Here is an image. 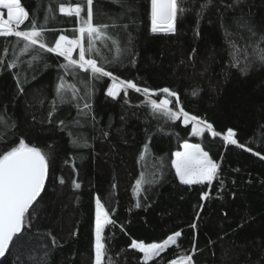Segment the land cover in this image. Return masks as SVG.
<instances>
[{
    "label": "trees",
    "instance_id": "1",
    "mask_svg": "<svg viewBox=\"0 0 264 264\" xmlns=\"http://www.w3.org/2000/svg\"><path fill=\"white\" fill-rule=\"evenodd\" d=\"M61 2L69 6L83 0H22L40 23L49 16L46 38L52 45L60 34L78 37L75 16L58 11ZM126 3L131 11L110 0H95L94 22L111 23V17L126 24L127 32L114 34L122 46L131 38V55L117 58L110 42L97 41L101 55L92 58L120 79L149 88L155 93L151 97L131 89L112 100L106 95L109 78L91 80L90 74L77 69L79 79H73L60 67L66 61L53 53L42 52L44 59L29 66L31 55L19 54L23 42L0 37V57L5 61L0 65V151L5 150V136L10 142L24 138L51 158L46 189L26 221L29 244L24 255L18 259L12 248L0 264H93L97 196L115 221L106 229L105 264H143L141 254L129 247L132 240L160 243L176 231L182 232L178 244L148 264H168L190 252L193 244L198 250L195 264H264V62L258 54L264 49V0H183L186 12L178 18L175 34L152 33L151 0ZM230 43L242 52L248 49L247 58L241 55L236 67L230 62ZM14 55L19 57L17 67L9 69L6 65ZM61 76L76 84L81 96L87 79L92 87L87 117L77 115L76 101H57L53 107ZM164 87L178 93L185 111L212 123L221 135L205 133L191 139L190 125L154 113L147 101L165 98L159 92ZM194 90L198 95H192ZM170 99V107L178 111L176 98ZM77 119L79 125L74 123ZM229 128L244 148L224 142ZM73 139L77 144L70 143ZM184 142L201 144L219 164L211 184L177 181L171 160ZM145 145V158L140 159ZM142 175L137 193L136 181ZM73 181L81 187L75 189ZM202 193H208L204 200Z\"/></svg>",
    "mask_w": 264,
    "mask_h": 264
},
{
    "label": "snow or ice",
    "instance_id": "2",
    "mask_svg": "<svg viewBox=\"0 0 264 264\" xmlns=\"http://www.w3.org/2000/svg\"><path fill=\"white\" fill-rule=\"evenodd\" d=\"M117 3L121 8L132 10L131 4L126 3V0H110ZM95 0H83V3L75 2L72 5L66 6L63 2L59 3L58 11L68 17L75 16L78 33L77 38H70L66 34H60L55 38L54 45L50 44L46 38V33L50 31L46 27L49 16L45 15V23H40L34 15L22 5V0H0V37H15L18 42H23L19 48V54H30L31 59L27 62L29 66L34 61L42 60L44 57L42 52L53 53L58 57H62L66 63L60 67L64 69L65 75H70L73 79H79L77 69L80 72L90 74L89 79L100 80L101 78H109L111 86L106 89V95L112 99H117L121 91L127 96L128 89H134L136 92H143L146 96L151 97L155 93L147 87L140 88L131 80H123L113 75L112 71L98 62L93 55L100 56L101 52L96 47V42H110V49H114L117 53V58L127 53L131 55V38L129 37L127 44L121 45L120 40L114 34L120 29L127 32L126 24H118V18H111V23L94 22L96 19V11L94 10ZM206 7V5H201ZM6 10V18L4 11ZM50 12H55V9H49ZM186 8L183 6V0H151V31L152 33L175 34L178 18L183 16ZM82 13H85L82 15ZM126 14V13H125ZM107 15V14H105ZM199 15V14H197ZM52 18H55L54 16ZM26 21L30 22L25 29ZM249 31H252L249 29ZM253 35L255 33L253 32ZM85 42L87 47H85ZM233 49L229 55L233 67L241 64V55H245L248 49L242 50L235 43H230ZM16 46L13 45L15 52ZM39 49L40 52L36 50ZM78 51V59L74 58L73 53ZM5 53L8 49L6 48ZM195 51V50H193ZM255 52V50H253ZM259 59L264 62V49L259 51ZM19 57L15 56L7 63V68L12 69L17 67ZM134 62V58H133ZM5 63L3 57H0V65ZM251 61L245 63L241 67V72L246 73ZM17 87L20 88L19 74H17ZM23 91V89H20ZM92 87L85 80L84 95H79L80 90L76 84H69L65 81L64 76L59 78L55 92L56 97L53 100V107L59 103H69L76 101L78 116L87 117L91 112L92 105L87 102L91 99ZM199 90H194L192 95H198ZM159 92L165 94L163 99L149 98L147 103L150 105L154 113H160L168 120L175 122L183 119L185 125L191 124V134L193 136H201L210 133L212 137L220 136L221 133L214 129L212 123L203 120L195 115H190L183 109L180 103L179 95L175 90L168 87L159 89ZM71 93V97L67 96ZM175 97L174 106L179 110H173V101L170 99ZM84 101V103H79ZM51 116V113L49 114ZM93 119L95 117L93 116ZM79 125L80 121H74ZM63 125L64 121H60ZM72 133H70V136ZM107 136V133H105ZM236 133L229 128L223 134V140L226 144L236 145L244 148V145L238 143L235 138ZM11 143L12 146L9 147ZM70 143L77 144L76 140H70ZM3 147L5 150L0 151V259L5 258L10 249L17 250V258L20 259L24 255V249L29 244V237L26 235V221L32 215L30 209L35 204L39 203L38 198H42V192L46 189V180L51 169V158L49 154L41 149L38 145H30L24 138H20L18 142H10L7 136L4 137ZM182 151L173 153L171 166L175 169L176 176L180 182L185 185L204 184L211 182L216 178L219 164L216 163L208 151L199 143H183ZM148 146H144V152L141 153L140 159L145 158ZM251 151V149H245ZM259 155V153H256ZM264 159V156L261 157ZM143 175L141 179L136 181L135 191L139 193L143 184ZM63 184V179L60 180ZM75 189H79L81 184L73 181ZM115 186V185H113ZM208 193H202L201 200L206 199ZM139 206V205H137ZM201 211L203 205H199ZM111 209L102 203V198L97 196L95 199V219H94V264H105L107 256V235L106 229L115 224V221L110 216ZM199 219L200 213L196 214ZM30 228V221L27 224ZM193 228L197 227L193 223ZM77 233H73L76 235ZM182 236L181 231H176L169 235L163 242L145 243L133 239L129 247L136 249L143 254V264L153 261L155 258L161 257V254L166 252L170 246L177 245L179 238ZM53 243L55 239L53 238ZM31 251V250H29ZM195 244L190 252L179 254L176 258L171 259L168 264H195L194 256L197 254ZM47 255V252H45ZM29 260H32L29 255ZM34 264H39L35 261Z\"/></svg>",
    "mask_w": 264,
    "mask_h": 264
},
{
    "label": "rangeland",
    "instance_id": "3",
    "mask_svg": "<svg viewBox=\"0 0 264 264\" xmlns=\"http://www.w3.org/2000/svg\"><path fill=\"white\" fill-rule=\"evenodd\" d=\"M4 11V15H5V18H6V10H3ZM150 19H151V7H150ZM151 22V21H150ZM78 50V49H77ZM76 51V50H75ZM74 51V52H75ZM129 90H131V89H128L127 91H129ZM120 94H124V92L123 91H121V93ZM181 120V123L183 124V125H185L184 124V122H183V119L181 118L180 119ZM188 125H190L191 126V124H188ZM207 133V132H206ZM202 136V135H201ZM201 136H193L192 134L190 135V138L191 139H195V140H198V139H200V137ZM185 143V142H184ZM188 143H190V142H188ZM183 145V144H182ZM181 145V146H182ZM183 149H182V147H181V149H180V151H182ZM174 158V157H173ZM173 170H174V173H175V169L173 168ZM175 176H176V173H175ZM176 179H177V181L180 183V184H182L181 182H180V180H179V178L176 176ZM183 185H185V184H183ZM193 185H197V184H193ZM94 213H95V200H94ZM94 219H95V216H94ZM93 237H94V230H93ZM163 242V241H162ZM134 250H136V249H134ZM137 252H139L138 250H136ZM94 253V252H93ZM140 253V252H139ZM141 254V256H143V254L142 253H140ZM93 264H94V256H93Z\"/></svg>",
    "mask_w": 264,
    "mask_h": 264
},
{
    "label": "water",
    "instance_id": "4",
    "mask_svg": "<svg viewBox=\"0 0 264 264\" xmlns=\"http://www.w3.org/2000/svg\"><path fill=\"white\" fill-rule=\"evenodd\" d=\"M110 99H112L111 97H110ZM112 100H116V99H112ZM43 193V192H42ZM39 199V198H38ZM3 260V258L2 259H0V262Z\"/></svg>",
    "mask_w": 264,
    "mask_h": 264
}]
</instances>
